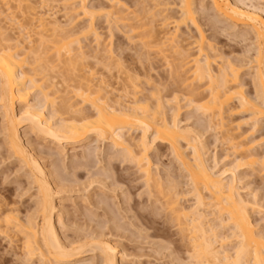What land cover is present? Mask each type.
I'll list each match as a JSON object with an SVG mask.
<instances>
[{
  "label": "bare ground",
  "instance_id": "bare-ground-1",
  "mask_svg": "<svg viewBox=\"0 0 264 264\" xmlns=\"http://www.w3.org/2000/svg\"><path fill=\"white\" fill-rule=\"evenodd\" d=\"M54 1L61 2L65 9H67V15L69 14V16L65 22L55 17V13H51L50 9L43 10L44 6L51 5V2ZM87 1L88 0H4L8 7L5 10L0 9V108H2L1 111H3V121L1 123L2 126L0 125V132L4 134L3 140H5L4 142L7 143L9 147L8 151L10 155L13 154L15 158L25 166L27 169V175L26 173L25 175L32 179V184L36 185L37 188L35 194L37 197L35 208L24 217L20 216L17 208L9 206L8 202L4 199H0V236L8 237V239L11 237L13 238V236L14 238L16 237V242L18 241L20 242L19 244H21L24 260L30 264L34 262H37V264H83L84 258L87 256H98V259L96 262L94 260H88L84 262V264H121L122 258L124 256L126 257L124 254L119 255L120 251L118 248L120 246H116L115 243L110 241L111 239H107L102 231L97 232L95 229H92L94 232L92 231L91 234L89 233L83 240L81 237L80 239L77 237L78 239L75 238V240L74 238L68 240L66 236V238L63 237L64 235H62L63 231L61 229H63L62 226L65 222L62 221V213L67 214V212H63V208H61L63 206L61 204V197L63 196L62 193H65L63 192L65 186H63L58 179L59 173L57 169H60V171L62 170L59 168V165L54 167V169L48 168V162L46 164L42 156L44 151L43 149L41 150L39 146L42 144L36 141L34 143L30 140L31 138L29 139L27 137V130H22L28 128L32 134L34 133V135H36V138L39 137L42 142L44 141L47 144L46 149H48V152H46L49 154L48 157L58 156L61 160H67L69 149L71 150L70 146L81 144L92 146L83 149L84 154L82 153V160L85 159L86 162L89 160V157H95V159L97 158L96 156L100 155L104 157L107 152L109 156L112 154L114 157L116 153H113L115 151L118 153L119 151L120 153L118 154H122L123 156L121 159L127 160L130 164H133L134 167L136 166L138 172L143 173L144 178H142L145 179L144 184L145 187L148 188L146 191L147 193L148 191L150 192V194H148L150 198L151 195H154L152 196L153 200L162 196L160 191L163 188L159 190L161 187L159 177H161V175L158 176V174L153 173L152 160L149 155L154 151L158 152L159 143L168 145L176 161H178L188 173V185L191 187L190 191L188 190L185 194L189 195L191 193L195 202L188 208L182 206L179 203V196L181 197L184 194L178 189V183L176 184V181H170L171 179H169V181L165 180V182H169V185L167 190L165 188L163 189V194L166 195L168 193L171 195L167 194L169 197L163 196L166 199L163 198L164 200H162V203L158 202L161 200L160 197V200L159 198L156 199L153 204L156 207L159 203L161 205L160 208L162 207L163 210L165 209L168 211V215H170L169 221L172 220V222H176L178 230H181L180 232H185L182 233V236L188 237V242H190L193 251L191 253L192 262L189 263L264 264V231L258 228L259 223H256L252 218V213L255 212H252V210L260 205V201L256 198L255 192L253 193L255 197L251 194L252 198H250V194L248 195L249 197H247L248 193L246 195L244 194V196L241 190L243 189L241 185L243 181L242 171L246 166H252L254 168L255 165L258 167L260 166V169L262 167V171L258 170L264 175V154L259 153L261 155L260 157L256 154L257 152H253V147L257 141L264 143V133L261 134L258 140H249L251 135L254 136L255 131L259 132L261 129L260 127L264 128V6L261 4L259 5V3L257 5L256 3L264 0H207L206 4L204 3L205 0H202V2L199 0L198 3H200V6L198 5V7L196 0H150L153 2V5L149 6L148 4L151 2L147 3V1H145L146 5H144L145 8L148 6L149 9L151 6L156 7V9L152 7V10L155 9L153 15L151 14L152 11L148 8L147 11H150L148 14H151V16H148V14L143 15L147 13V11L145 12L144 5L143 8H141V11L144 12L143 14H133V23L129 25L130 30H127L133 31L132 33L130 32L131 34H133L134 31L138 32L136 36L140 40L138 44L140 48L137 47L139 50L136 52L139 54L136 53L134 55H139L140 62L142 60L143 62L149 61V56L157 51L160 56L156 57L157 59L159 58L158 62L161 58L166 64L170 65V67H168L169 69L172 67L171 65H173V67H176V72H180V75L181 72L187 74L184 76L182 73L183 76L181 75V77L178 75L180 81H177L183 82L184 80V82L177 85L183 87V85L180 86V84H186L184 85L185 87H183L184 89H182L178 88L176 85L178 82L175 81V77L178 79V73H174L175 70L173 72L172 68L168 71V73L170 72L169 74L173 73L176 75L173 77L174 80L171 77L177 86V88L175 86L176 90L184 91V94L180 92V95L173 92L174 94H172L174 96L171 95L174 98L170 99H172V103H181L180 101L184 100L186 102L184 103L186 104L185 107L188 106L190 111L198 112L197 115H200L201 118L199 120H194L192 124L185 123V121L179 117V110H182L179 105L181 106L182 103L179 105L175 104L176 107L178 105L177 109L174 108L171 117L167 116L168 114H166L167 112L164 110L167 105L171 104L169 103L170 101H167V104L165 103L167 100L166 97L165 99L162 98L160 94L162 93L160 89L161 85L159 83L158 87H160V90L156 88V85H154V87L156 91H160V96L158 93L157 95L156 93L154 94V92H156L154 89V92L151 90V96H148V98H144L143 96L145 95H141L143 98L138 96L139 93H137L134 87L136 88L140 85H138L140 77L146 76L147 78L145 77L142 79L146 80L148 82L145 81L147 84L152 82L153 79H151L150 69L153 70L152 67L154 66L147 69L145 68V62H142L141 66L139 65L141 68L135 66V62L132 63V65L126 66L124 63V55L121 54L123 52H119V57L118 54L115 55L117 52H115V48L112 47L114 46V43L112 44V42H114V27L112 28V25L117 27L121 24L120 26H123L121 28H125V26L129 24V22H127L129 21L127 20L128 17H126L128 12H123L124 15H122L120 11L122 12L125 9L127 11L131 6L128 7L125 1L123 2L122 0H107L105 5L101 4V6L89 5ZM135 3L138 6L137 1ZM207 3H209L210 7L217 13L215 16H220L218 19L212 17L211 21L209 20L210 23H208L211 24L213 30L218 28L216 25H219L220 21L223 23L221 20V18H223L228 22L229 27L226 26L229 28L228 30H233L234 36L239 35L244 37V39L241 38L242 41L246 39V35L249 36V34H251L253 36V44L255 46L254 48L252 46L253 53L250 55L248 53L250 51L248 50L246 53L250 55L248 57L249 62H246V66L252 64L250 66V74L252 75L250 76L249 74L251 77L250 82L243 80V78L241 79L243 75L241 74V69H243L245 63L241 64L239 61L241 65L236 64V60L234 59L233 62V60L230 59L231 56L227 55L229 53H223L224 51L222 52L216 44L206 39L205 32L200 25L201 23L199 24L197 14L202 12L203 15H206V10H209L207 9ZM116 7H121V10ZM122 7L125 9L122 10ZM176 7L178 14H173L175 12L171 10ZM198 8L201 12H199ZM6 11L8 13H5ZM9 11L11 12L9 13ZM14 12H18L19 14L21 12V17L22 15L25 16L26 12L28 16L26 15L27 18L26 16L23 18L25 22L13 16L14 14L10 16ZM78 17H80L79 20L81 18L82 20L86 18L87 23L79 27L76 24L74 26L72 22L75 20L77 21ZM99 17H105V21H108L109 25L111 24L109 28L112 29L109 35L111 38L108 36L111 42L109 41V44L106 43L107 45L103 44L104 48H100V46H102L101 41L104 39L101 37L102 35L97 32L96 28V19ZM155 17H160L161 23L158 22L162 29L165 28V34L161 32V27H157L160 31L155 29L156 25H153V22L155 21L154 23H156L157 21ZM5 20L11 23L8 24L9 26L12 25L13 29L15 28L18 30L17 34H9L8 22ZM67 24H70L71 28L67 29ZM189 24L190 26L192 25V27L194 26L197 30V35L194 34V37L191 35L192 32H180L183 26L188 27L190 32L191 28H189ZM29 26L31 29L33 28L35 34L38 35V38H36L39 44L34 45V42H37V40H31V38H29L30 36L25 35V30H27ZM76 26L78 28H76ZM147 26H150V28ZM166 28H171V30H167ZM127 30L125 32L128 33ZM131 34L127 35L130 36ZM91 35L93 38L95 36L93 40H96V47L93 44L94 46L92 45L93 47L90 48V43L87 44L88 46L82 43L89 39ZM215 35L216 34L213 36ZM133 39L136 38L134 37ZM247 40L249 41V39ZM133 41V45H136L137 41ZM47 42H54L55 44L53 43V47H51V45H46ZM49 46L51 48H49ZM86 46L90 49L84 50ZM47 47L53 50L54 57L60 60L63 65L69 66L73 74L76 69H80L81 72L86 66V69L82 70H87L85 71L86 73L84 72V74L82 72V75L81 73H75V75H78L76 78L78 81L73 79L77 82L72 91L73 95L75 94L74 96L81 101L72 102L71 99L75 98H73V96L72 98L64 97L66 99L63 98L61 102H58V100L56 101V96L52 98L51 89H54L55 92L53 91V94H55L59 92L57 88L60 86H57L59 84H56L57 82L54 81L57 76L55 77L53 74L55 78L49 76V72H55L58 66L54 65V67L52 65L53 62L51 60L53 58L51 59V57H53V55H49V51L51 50L47 49ZM120 48L121 47L118 46L116 49ZM155 48H157L155 52L154 50L152 51V49ZM134 50L135 49L131 51L134 52ZM118 51H121V49ZM150 52H152L151 55ZM122 55L123 59L121 57ZM243 55L244 54H242V56ZM152 58L151 60H153ZM55 59L54 61H56ZM151 60L149 62H151ZM137 61H139L138 58ZM143 64L145 66H143ZM98 65H101V68L106 71L107 74L111 73L113 76L116 72L113 74L112 70L118 68L119 74L126 75L125 80H121L120 78V81H123V86L121 88L120 86L116 89L113 88L112 84L109 83L110 80H106L108 76L105 79L104 73L100 74L103 76L101 77L99 75L100 78L98 77L97 79L95 73L99 74V72L95 71L94 73V70L99 67ZM59 66L62 67L61 65ZM147 66L150 65L147 64ZM155 68H157L156 65ZM98 71L101 72V70ZM154 71L156 70H153V72ZM156 74L158 76L161 75L158 73ZM113 76H111V81L115 78L119 79L117 76H114L115 78L113 79ZM155 76H153V78ZM154 81L155 80H153V82ZM185 81H187V83H185ZM247 84L251 86L252 93L248 92L249 89L248 91L244 89ZM164 87L167 86L163 84V89ZM119 88L123 89L119 90L120 93L118 92V94L116 93L115 95V92ZM121 92H123V94H121ZM35 93H38V96L39 94L42 95L40 100H44L46 104H41V101L37 100ZM67 93H69V91ZM127 93L133 94L129 102L126 99L129 96ZM135 94H137V96H135ZM124 99L127 101H124ZM150 99L155 102H150ZM17 103L19 104V108L16 106ZM85 105H90L91 111L86 109ZM226 113L228 117L230 113H237L238 115L239 113H249V117H245L247 119L246 122L243 121L244 118L242 120L243 122L238 120L235 125L231 119L230 122L228 121L229 118L226 117ZM230 117H232V115H230ZM241 123H246L245 125L250 123L248 124V126H251L249 127L250 131L248 129L243 132H238V129L242 127ZM213 128H216V132L217 128L220 129V133L223 135L221 138L224 140V143L227 142L230 144L229 146L232 152L228 156H231V158H226L229 152L226 154V157H224V155L223 158H219L220 156L218 157L217 153L210 154V148L207 144L205 134L213 130ZM135 129L140 130V135L134 138L133 132ZM98 142L103 143L102 145H104V148L101 147ZM106 143H109L111 146H108L109 149H112V147L115 149L113 153H111L108 148H105L108 145H106ZM188 149H190V151ZM47 155L45 157H47ZM58 157L56 158L57 160ZM112 159L114 158H111V160ZM103 160L96 159V162H94L95 167L97 165L95 163H102ZM60 161L58 162L60 163ZM53 162L54 161L51 163ZM89 163H91V161ZM89 163L84 164L87 167ZM220 164L222 165L220 166ZM107 173L110 172L107 170L106 174L103 173V176L109 175ZM106 178L109 179V176L104 177V179ZM100 179H102V177H100ZM104 179H102V181L99 180V183L106 187ZM97 181L98 179L96 182ZM113 181L116 182V178ZM93 182L94 181H92V184H94ZM244 182L245 181H243V183ZM113 185L115 184L113 183ZM155 186L159 187V192H156L160 194L159 196L157 194H152L154 193L152 192V188H156ZM115 188L117 189V187L113 189ZM115 190L113 191L116 192ZM155 195L158 197H155ZM101 202L103 215L106 217L108 216L107 221L116 223L117 221H115L112 216V218H109V215L114 212L111 206L110 210L112 212L109 210V204L107 202L102 200ZM154 206H152V208ZM158 209L159 208H156V210ZM91 218L89 217V219ZM226 230L229 232H226ZM231 239L236 241L235 246L233 245V248L231 246L233 253H230L232 251L226 247L229 241H233Z\"/></svg>",
  "mask_w": 264,
  "mask_h": 264
},
{
  "label": "rangeland",
  "instance_id": "rangeland-1",
  "mask_svg": "<svg viewBox=\"0 0 264 264\" xmlns=\"http://www.w3.org/2000/svg\"><path fill=\"white\" fill-rule=\"evenodd\" d=\"M122 1L123 2L125 1V3L127 4L128 7L131 6V7H129L130 9L129 10L127 9V11H126V9L124 7H122V10L123 9H125V10L121 12L120 11L121 7H116V8H120L119 11H120V13L122 15H124L123 12H128V15L126 13L125 14L127 15L126 17H128L127 20H129V21H127V22H129V24L126 23L128 25H126L125 28H123V29L121 28L123 26H120L121 24H119L117 27L112 25V28L114 27V29H113L114 30L113 31V33H114L113 41L114 42H112V44L114 43V46H112V44H111V46L115 48V50H116L115 52H117V53H115V55L118 54V57H119V54L121 52H123L121 54L124 55V63H125L126 66L127 65H132V63L135 62L136 63L135 66H137L138 68H141L140 66L142 65L143 60L140 62L139 55H138L139 53L136 52V51L139 50L137 47L140 48V46L138 45L140 43V40L136 36V34L138 32L134 31L133 34L135 36L133 34H131L133 31L132 32L129 31L130 30V26L129 25L133 23V20H132L133 14H135V15L143 14L144 12L141 11V8H143L144 4L146 5L145 1H147V3L151 2V1L150 0L149 1L148 0H136L138 6L136 5V3H135L136 1L135 0H122ZM206 1L207 0L204 1L205 4H206ZM87 2H88L89 5H96V6L99 5V6H101V4L105 5L107 0H88ZM196 2H197V7H198V5L200 6V3H198L199 0H196ZM201 2H202V0H201ZM51 3H52L51 5L49 4L47 6H44L43 10L50 9L51 13H53V14L55 13L54 14L55 17H57L59 20L65 22L67 20L68 16H69V14L67 15V11H66L67 9H65L64 5L61 2L54 1V2H51ZM152 3L153 2L149 3L148 5L149 6L153 5ZM256 3H257V5L259 3V5L261 4V5L264 6V1H259V2H256ZM145 5H144V8H145ZM208 5H209V3H207V7H208L207 9H209V10H206V12H207L206 15L202 14V12L199 10L200 7L198 8V10L201 13L197 14V17H198V20H199V24L201 23L200 25H201V28L203 29V31L205 32L204 34L206 36V39L208 41L210 40V42L212 41V43L216 44L220 48V50L222 52L224 51L223 53H225V54L229 53L227 55L231 56L230 59H232L233 62H234V59H235L236 60V62H235L236 64L241 65V64L245 63L244 64L245 67L243 66V69H241V74H243L241 79L243 78V80H245L247 82H250V79H251L250 76L252 75V74H250V72H251L250 71L251 70L250 66L252 64H249V65L246 66V62H249V58L248 57L250 55H252L253 48L255 47L254 44H253V42H254V40H253L254 38H252L253 36L251 34H249V36L246 35L245 36L246 39L243 40L244 41L243 42L242 39H244V37H241L239 35L238 36H234L233 32H232L233 30L232 31L228 30L229 29V28H227V27H229L228 22L226 20H224L223 18H221L223 23L221 21H220L221 24L219 23L220 29H219V25L217 24L216 27H218V28L215 29L216 31L213 30L211 24H209V23H210L212 17L213 18L216 17L215 15L217 13L210 7V5L209 6ZM0 7H1L0 9H2V10L4 9L5 10L8 7V5L5 4L4 0H0ZM146 7L148 8V6H146ZM152 7H154V6H151V8L150 9L148 8V9L150 11H152L151 14L153 15V11L155 12L156 7H154L155 9L153 8L154 10H152ZM147 8H145V12L148 10ZM150 11H147V13H145L143 15L148 14V12L150 13ZM171 11L175 12L173 14H178L177 7L172 9ZM10 12L11 11H9V13ZM26 12H25V16L26 15L28 16V14H26ZM5 13H8V12L6 11ZM151 14L150 15L148 14V16H151ZM171 14H172V12H171ZM12 15L16 16L21 21L23 20V18H25L24 15H22V17H21V12H20V14L18 12H14L10 16H12ZM27 16H26V18H27ZM79 18L80 17H78V20H79ZM216 18L218 19V18H220V16L216 17ZM78 20L77 21L75 20L74 22H72V24L74 23V26L76 24L79 27V26H83L84 23L85 24L87 23L86 22L87 21L86 18H83L84 21L82 20V18L79 21ZM105 20H106L105 17L104 18L103 17H99V18L96 19L97 32L100 33V35H102L101 37L104 39V40L102 39L103 41H101L102 46H100V48H104L103 44L107 45L106 43H108L110 41L109 40V37H110L109 35H110V30H112L111 28H109L111 24L109 25L108 21L106 22ZM155 20H157V21H156V23H154L155 22L154 21L153 25H156L155 29H157V27H161L160 24H159L160 17L159 18L155 17ZM6 22H8V21H6ZM23 22H25V19L23 20ZM8 24H11V23L8 22L7 26H9ZM149 25L153 26L152 24H149ZM77 26H76V28H78ZM128 26H129V28H128ZM147 27L150 28V26H147ZM66 28L67 29L71 28L70 24H67ZM189 28H191L190 32L188 30V27L183 26V27H181L180 32H187V33H191L192 32L191 33L192 36L194 34L197 35V32H196L197 30H196V28L194 26L192 27V25L190 26V24H189ZM11 29H13L12 25L9 26V29H8L9 34H11V35L17 34V32H18L17 29H15V28H14L15 30L14 29L11 30ZM29 29H31L30 26L27 28V30H25L26 34L25 33L24 34L27 35V36H30L29 38H31V40L32 39L34 41H35V39L37 40L38 35L35 34V31L33 30V28L31 29L32 31L29 30ZM125 29L126 30L129 29V30H127L128 33L125 32L126 31ZM164 29H162V27H161V32L163 34L166 33V32H164L165 31ZM166 29L167 30L168 29L171 30V28H166ZM139 30H141V29H139ZM157 30L160 31L159 28ZM14 31H16V32H14ZM127 34L128 35L131 34V35L128 36ZM214 34H216V35L213 36ZM229 35H231V36H229ZM232 35H233V37H232ZM129 37H131L132 39L129 38ZM134 37L136 39H133ZM250 37H251V40H250ZM94 38H95V36H94ZM94 38L91 35V37L89 39L85 40V42H83L82 44L83 45H87V44L90 43L89 44L90 48L93 47L94 45L96 47V44H95L96 40L94 41L93 40ZM247 39H249V41ZM190 40H192V39H190ZM132 41L133 42L137 41V43H136L137 46L133 45L134 43H132ZM102 42H104V43H102ZM53 43L54 42H52V43L47 42L46 45L47 46L51 45V47H53ZM36 44H39L38 40H37V42L36 41L34 42V45H36ZM121 44H123V45H121ZM87 46L84 48V50H89L90 49ZM118 46L121 47L120 48L121 51H118L120 49H116ZM252 46H253V48H252ZM51 47L49 46V48H51ZM49 48L47 47V49H49ZM123 48L124 49L126 48L127 50L126 49L124 50ZM133 49H135L134 52H132ZM156 49L157 48L152 49V51L154 50V52H155ZM49 50H51V49H49ZM247 50L250 51V52H248ZM247 52L250 55L246 54ZM136 53H138L137 54L138 57H137V55H134ZM151 53L152 52H150V55H151ZM155 53L154 54L152 53V55L149 56L150 60H151L152 57H154V58H152L154 61L153 60H151V62H149L150 60L149 61H144L146 63L145 64L146 66L144 64H143V66H145V68H147V69H150L152 66H154L152 68H153V70H156V71L153 72V70L150 69V74H151V77H152L151 79L155 80L156 82L155 81L153 82V80H152L153 83L150 82V84H147L148 82L146 80L142 79V78H145L146 76L142 77V78L140 77V79H139L140 81L138 83V85L139 84L140 85L137 86L138 88L134 87V89L137 90V93H139L138 96L140 98H143V97L144 98L145 97L148 98V96H151L150 93L153 91V89L155 90L156 88L159 89L161 87L160 89H161L162 93H160V94H161L162 98L165 99V97H166L167 100L165 101V103L167 104V101H170L169 103L171 104V105H167V106L165 105L166 109L164 111L167 112L166 113V114H168L167 116L171 117L173 115L174 108L177 109L178 105L182 103L181 106L179 105L180 109L182 108V110H179V113H180L179 117L183 121H185V123H189V124H192V122H194V120H199L201 117H200V115H197L198 112L196 113L195 111H192V110H191L192 111L191 112L190 108H188V106L185 107L186 104H184V103H186V102L184 100L180 101L181 103H176V102L172 103L171 102L172 99L174 98L173 97L174 96L173 92H176V94H179L180 92H182V94H184V91L176 90L177 86H178V88L184 89L183 87H185L184 85H186V84H180V86L183 85V87L182 86L179 87V85H177V84L184 82V80H183V82L182 81L178 82V81H180L179 77H178V75H180L179 74L180 72H176V67H173V65H171L172 66L171 67L172 71L174 72V70H175L174 73H176V74L178 73L177 74L178 79L175 77L176 76L175 74L172 73L174 76L172 74H169L170 72L168 73V71L171 68L169 69L168 67H170V65L166 64L163 59H162L163 60L162 61L161 58H160V61H159L160 63H159L158 62L159 58L158 59L156 58L159 55H158L157 51ZM242 54H244V55L242 56ZM49 55H51V56L53 55V50L49 51ZM123 55L121 56L122 59H123ZM233 56H234V58H233ZM118 57H115V58L119 59ZM55 58L56 57H54V55H53V57H51V59H52L51 61L53 62L52 65L53 66L56 65L60 69H58L56 67L57 70L55 72L54 71L53 72L57 73V74H54L51 71L52 73L49 72V76L50 77L51 76L54 77L53 75H55V77L57 76V78L54 77L56 80H54V79H52V80L56 81L57 83L56 82L55 83L59 84L57 86H60V87L57 88V90L59 91L58 93L53 94L54 89L53 90L51 89V91H52V98H53V96L54 97L56 96L55 97L56 101L58 100V102L59 101L61 102L64 97H68V98H72V96H73V98L75 97L74 96L75 94L73 95V92H72L74 87H75V85H76V83H77L75 80H73V79H76L77 76H78V75H75V73L76 74H80L81 73V75H82V72L84 73L87 70L82 71V70L86 69V66H85V68L82 69L81 72H80V69H76V71L73 74L72 71L69 69L68 65H63V63H61L60 60H58L57 58L55 59ZM137 58H138L139 61H137ZM54 59L56 61H54ZM239 61H240L241 64L239 63ZM59 62H60L59 65H61L62 67H60L58 65ZM154 63H156V64H154ZM163 63H165V64H163ZM147 64L150 65V66H147ZM155 65H156V67L158 69L155 68ZM98 66L99 67L95 68V70H94V73H95V71L99 72V74L95 73L96 76H97V79H98V77L100 78V76H101L100 74L104 73L105 79L108 76V78L106 80L107 81L110 80L109 83L112 84L113 88L116 89L118 86H120V88L123 86V81H120V78H121V80H125L126 79V75L119 74L118 68L115 69V70H112L113 74H115V72H116V74L114 76L115 77L117 76V78H119V79H116L113 75H111V73H109L110 75L107 74V72L104 71L101 68V65H98ZM173 68H175V69H173ZM64 69H65V71H64ZM87 69H88V67H87ZM77 70H79V71H77ZM98 70H101L102 73L100 71H98ZM59 72H61V73H59ZM155 72L158 73L159 75L160 74L161 75L158 76ZM153 73H155V74H153ZM182 73L183 72H181V75H182ZM60 74H62V75H60ZM249 74H250V76H249ZM170 75H172V76H170ZM181 75H180V77H181ZM183 75L186 76L187 74L183 73ZM58 76H59V78H58ZM62 76H63V78H62ZM109 76L110 77L113 76V79L114 78L115 79L111 81L112 77L110 78ZM153 76H155V77L153 78ZM169 76H170V78H169ZM171 77L172 78L175 77V81L178 82V83H176L177 86L175 85V81L173 82L174 78L172 80ZM180 79H182V78H180ZM76 80L78 81V79H76ZM172 82H173L174 86L173 85L171 86ZM158 83L161 85L160 87H158L159 86ZM185 83H187V81H185ZM118 84H121V85H118ZM163 84L167 86V87H164L165 90L163 89ZM154 85H156V88L154 87ZM175 86H176V88H175ZM246 86L244 87V89L247 90V91L249 89L248 92L252 93L251 86L249 84H247ZM120 88L117 89V91L115 90L116 91L115 95H116V93L118 94L119 90L123 89V88L122 89H120ZM162 89H163V91H162ZM172 89H174V90H172ZM68 91H69V93H67ZM123 92H124V90H123ZM123 92H121V94H123ZM159 92L157 90L156 92H154V94L156 93V95H157V93H158V95H159ZM167 92H168V94H167ZM37 94L35 93V96H37V100H40L42 98V95L39 94V96H38ZM127 94L129 96L126 99L129 102V100H131V97H133V94L132 93H127ZM141 95L142 96L145 95V96L142 97ZM69 96H71V97H69ZM135 96H137V94H135ZM181 96H184V95H181ZM38 97H39V99H38ZM149 98H151V97H149ZM170 98H172V99H170ZM33 99H34V97H33ZM64 99H66V98H64ZM126 99H124V101H127ZM168 99H170V100H168ZM73 100H75V101H73ZM32 101H34V100H32ZM40 101H41V104H46L44 102V100H40ZM71 101L72 102H76V101L79 102L81 100L79 98L77 99L75 97L74 99H71ZM149 101L150 102L151 101L155 102L152 99H150ZM17 104H16V106H18L17 108H19V104L18 105ZM175 104H178L177 107L175 106ZM47 105H48V103H47ZM85 106H86L85 107L86 109L91 111V107H89L90 105H85ZM182 106H184L185 108L182 107ZM47 108H49V107H47ZM1 110H2V108H0V125H1V123L3 121V118H2L3 117V113H2L3 111H1ZM234 114H237V113H234ZM234 114H231V113L228 114L229 117L227 116V113L225 115H226V117L229 118L228 121L230 122V119H231L232 122H234L233 124H235V125L237 124L238 120L242 121L245 117L246 118L249 117V113H246V114L245 113H239V115L238 114L234 115ZM230 115H232V117H230ZM188 118H189V120H188ZM232 118L234 119V121H233ZM246 118L243 120L244 122H246V120H247ZM195 122H197V121H195ZM232 122H231V125H232ZM245 124H242V127L240 129H238L239 130L238 132H240V131L243 132L244 130L246 131L248 129L250 131L249 127H251V126H248V124H250V123H247V125H245ZM260 128L261 129L259 130V132L255 131V134L253 133L254 136L253 135H251V137L249 136L250 137L249 140H251V139H257L258 140V138L260 139L261 134L264 133V128H262V127H260ZM22 130H27V133L29 134V136L27 134V137L29 139L31 138L30 140H32L34 143L36 141L37 143H40V144L43 145V146L42 145H39V146L41 147L40 149L41 150L43 149V151H44L42 156L45 158V159L43 158L45 163L47 164V162H48V164H47L48 168L49 169H54V167L59 165V168H61V170H62V171H60V169H57V171L59 173L58 179L61 181V184L63 186H65L64 190H63V192H65V193H62L63 196L61 197V201L63 202V203L61 202V204L63 205L61 208H63V212H67V214L66 213H64V214L62 213V218H63L62 221L65 222V223H63L64 225L62 226L63 229H61L63 231V232L61 231L62 235H64L63 237L66 236L68 240L73 239V238H74V240H75V238L76 239H78V238L80 239V237H81V239L83 240L86 236L89 235V233L91 234L92 231L94 232V230H92V229H95L97 232L98 231L99 232L102 231L106 235L107 239H109V240L111 239L110 241L112 243H115L116 246L118 245V247L120 246L119 248L117 247L118 250L120 251L119 255H121V254L126 255V257L124 256L122 258V260L120 262L121 264H180V263L190 264L189 262H192V258H191L192 254L191 253L193 251H192V248L190 246V242H188V237L187 236H186L187 239H186L185 236H182V233H185V232H183V231L180 232L181 230H178L176 222H174V221L172 222V220L169 221L170 215H168V211L167 210H165V209L163 210L162 207L160 208L161 205L159 203L157 204L159 207L157 205L155 207L154 204H153V202L156 201V199L159 198V200H160V197H161V200L160 201L157 200V201L162 203L163 202L162 200H164L163 198L169 197L168 195H171V194H168V193H167L168 195L165 193L167 196L163 194V192H164L163 189L165 188L167 190V187L169 185V182L167 183V182H165V180L169 181V179H171L170 181H173V180L176 181L175 183L176 184L178 183L177 184L178 189H180V192H182V194H184L181 197L179 196V198H180V202L179 203L182 206L188 208V207H191L193 205V203L195 202V199L193 198L191 193L189 195L185 194L188 190L190 191V187H191V186L188 185L189 184L188 183L189 176L187 175L188 173L184 170L183 166L180 165V163L178 161H176V159L174 158V155L170 152L171 150H170L168 145L159 143L158 144V146H159L158 152L154 151V152L150 153V155H149L151 157V160H152V166H153L152 170L154 171V172L153 171L152 172L154 174H158V176L161 175V177H159L160 178L159 181L161 183V185H160L161 187L159 188L158 186L157 187L155 186L156 188H152L153 189L152 192H154V193H152V192L151 193L152 194H157L159 192V190L161 188H163L162 189L163 191L162 190H161L162 192L160 191V193H162V196L158 197L160 194H157L158 196L155 195V197H158V198L153 200L152 196H154V195H151V198H150V196H148V194H150V192L148 191V193H147V191H146V189L148 190V188L145 187V184H144V182H145L144 180L145 179H143L144 178L143 173L138 172V169H136V166L134 167V165L130 164V162H128L127 160L121 159L123 156H122V154H118V153H120L119 151L117 153V151H115V149L113 147H112V149H109V147H111L109 145V143H106V145L107 144L108 145L105 148H108L109 151H111V153H113V150H114L115 152L113 154L116 153V155H114V157H113V155L109 152L111 154L109 156V154L107 152V154L104 155L105 159H104V157H102L103 155H100L101 157L100 156H96L97 160L98 159L99 160H103L104 159V160H103L102 163H99V164L95 163V164H97L96 167H95V165H94V162H96L95 157L94 158L89 157V160H87V162H86L85 159L82 160V158H83L82 153L84 154L83 149L84 148L85 149L89 148L88 146H91V145H87V144L71 145L70 146L71 150L69 149V152H68L70 158L68 156L67 160H63V159L61 160L60 157L57 156L58 157V160H57L56 156L55 157L53 156L54 158L53 157H48L49 156V154L47 153L48 149H46V147H47L46 145L47 144L44 141L42 142V140L39 139V137L36 138V135H34V133L32 134V132L28 128H25V129H22ZM139 135H140V130L135 129V131L133 132V137L135 138V137H138ZM221 136H223V135L220 133V129H218V128H217V132H216V128H213V130H210V131H208L205 134L207 144H208V146L210 148L209 152H210V154L211 153L212 154L213 153H217L218 154L217 156L218 157L220 156L219 158H223L224 155H225L224 157H226V154L229 152L227 154L226 158H231V156L230 157L228 156L232 152L231 148L229 146L230 144L227 143V142L224 143V140L221 138ZM3 139H4V134L0 132V199L1 200L4 199L6 202H8L9 206H11V207L13 206V208H17L19 213H20V216L24 217L29 212H31V210H33L35 208V202L37 200V197L35 196V194H36V189L37 188H36V185L32 184V179L28 178L26 176L27 175V169L25 168V166L23 164H21V162H19L18 159L15 158V156L13 154L10 155V152L8 151L9 147H8L7 143L4 142L5 140H3ZM102 144L103 143H101V142L99 143V145L104 148V145H102ZM253 148H254L253 149L254 151L253 150L252 151L254 153L257 152L256 154H258V156L261 157L260 154H264V143H261L260 141H257ZM229 149H230V151H229ZM188 150L190 151V149H188ZM75 154H77L79 156H77ZM46 155H47V157H45ZM119 155H120V157H119ZM106 157H108V158H106ZM111 158H114V159L111 160ZM232 158H233V156H232ZM56 160H57V162L60 161V163L59 162L57 163ZM73 160L77 161V162H74ZM79 160H81V161H79ZM52 161H54V162L51 163ZM90 161H91V163H89ZM105 161H107V162H105ZM108 161H110V162H108ZM62 163H64V164H62ZM84 163H89V165H87V167H86ZM90 164H91V166H90ZM221 165L222 164H220V166ZM107 166H109V167H107ZM256 166L257 165H255V168L252 167V166L251 167L246 166L243 169V171H242L243 181H245V182L243 183V181H242L241 185L243 186V189H241V190H242V194L243 195L244 194L246 195L248 193L247 197L250 196V198H252V195H253V197H255V195H256L257 196L256 198L259 199V201H260V205L259 206L260 207L257 206V207H255V209L252 210V212L255 211V212L252 213V218H253V220L256 223H259L258 228H260V229H262V231H264V207H263L264 206V181H263L264 180L263 179L264 175H263V173H261L262 167L260 169V166L259 167L257 166L258 168ZM102 167H103V169H102ZM106 168H107L108 172H110V173H107L109 175L103 176L104 175L103 173L106 174V172H107ZM258 169L261 170V171H259ZM155 171H156V173H155ZM25 173H26V175H25ZM101 173H102V175H101ZM168 173H169V175H168ZM141 174H142V176H141ZM106 176H109V179L108 178L104 179V177H106ZM100 177H102V179H104L106 181V182L104 181V183L106 184V187L108 186L107 188L102 186V185H100L99 180L102 181V179H100ZM112 177H114V178H112ZM115 178H116V182L113 181ZM97 179H98V181L96 182ZM161 179H162V181H161ZM90 180L94 181L93 182L94 184H92V181H90ZM75 181H77V182H75ZM89 182H91V183H89ZM113 183L115 185H113ZM108 184H111V185H108ZM244 184H245V186H244ZM89 185H90V187H89ZM114 187H117V189L116 188H115L116 190L113 189ZM158 188H159V190H158ZM66 190H67V192H66ZM113 190H115L116 192H114ZM163 196H165V197H163ZM101 200L105 201V202H107L109 204L108 205L109 206V210H110V206H111V209L114 212H112L110 210L113 214H110L109 218L113 217L115 219V221H117L116 223H118V224H116L115 222L113 223V221L112 222L107 221L108 216L106 217V216L103 215L104 213H103V210H102V202H101ZM98 202H100V203H98ZM97 203H98V205H97ZM152 206L155 207V210H154V207L152 208ZM98 207H99V209H98ZM156 208H159V209L156 210ZM89 211H90V215H89ZM96 214H97V216H96ZM85 216H86V218H85ZM89 217L90 218L93 217V218L89 219ZM112 223H113V225H112ZM96 226H98V227H96ZM116 226H118V227H116ZM79 227H81V228H79ZM226 232H229V231L226 230ZM184 235H187V234H184ZM11 238L8 239V237L6 238V237H4L2 235L0 236V264H30L29 262L25 261L24 258H23V254H22V251H21L22 250L21 249V244H19L20 242H18V241L16 242V239H15L16 237L14 238V236L12 238L13 241L11 240ZM233 239H231V240H233ZM234 240L232 242L229 241L227 243V245H226V247H228L230 249V251H232L230 253H233L232 248H233V245L235 246V243H236V241H234ZM231 246H232V248H231ZM97 259H98V256H95V257L94 256L93 257L92 256H87V257L84 258V262H86L88 260H94L96 262ZM84 262H83V264H84ZM32 264H37V262L36 263L34 262Z\"/></svg>",
  "mask_w": 264,
  "mask_h": 264
}]
</instances>
